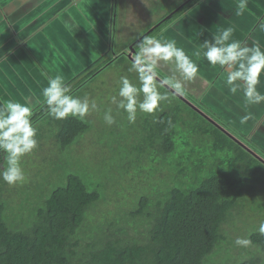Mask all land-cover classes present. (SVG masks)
<instances>
[{"label": "rangeland", "instance_id": "1", "mask_svg": "<svg viewBox=\"0 0 264 264\" xmlns=\"http://www.w3.org/2000/svg\"><path fill=\"white\" fill-rule=\"evenodd\" d=\"M180 1L184 0H117L114 47L106 52V61L112 57L111 53L115 52L113 58H116L117 52L128 51L131 45L129 43L137 42L138 36L140 38L143 33L156 28L157 24H162L158 22L159 19ZM190 2L192 0H185L178 7ZM211 3L202 0L201 4L204 5L200 7ZM212 5L214 6L213 3ZM171 25L173 23L164 25L163 29L152 36H156ZM123 47L126 49L123 50ZM128 59V57L118 59L104 70L96 71L98 72L96 76L75 92V95L81 97L88 95L96 99L100 110L91 111L83 120L76 118L82 123L83 129L70 145L62 147L57 138L62 120L46 116L34 124L38 130L36 137L38 146L22 158L26 182L8 185L0 180V201H4L8 209L7 224L12 229L24 230L27 223L37 218L36 208L43 205L42 201L47 195L64 185L69 176L75 175L89 187L90 191L98 193V200L94 203L96 206L90 211L91 215L87 216L85 225L89 229L101 228L111 222L116 225L122 218L123 211L135 207L137 199L145 195L153 199L157 193L166 191L175 174L180 176L181 166L186 168L184 183L191 184L195 182L193 174L198 171L200 167L198 165L205 166L203 168L205 172L210 170L207 168L211 167L214 159L222 160L220 165L216 166L223 172H230L232 175L230 182H235L236 186L234 190L242 193L238 199L239 203L233 207L232 216L226 215L228 218L222 224L223 228L228 229L226 245L218 252L215 248L204 261L208 264H218L234 259L220 251L226 252L231 239L245 237L250 230L258 232L259 221H264V209H260L264 207L263 168L260 172H255L257 166L254 163L249 161L248 168L246 166L248 162H239L234 148H230L227 143L228 147L216 141L212 132L214 123L207 119L206 113L193 104L188 105L185 101L187 105L182 103L170 93L169 101L162 104V111L156 115L164 113L179 120L172 129L168 127L169 135L173 134L172 138L163 140L152 130L155 120L152 115L138 112L136 122L129 123L127 114L122 110L118 111L108 99L118 90L121 75L127 74L134 82L136 81V74L128 72L131 66V60ZM172 68V65H163L161 74L163 76L168 74ZM190 88L195 89L191 90L193 94L200 91L194 84ZM109 107L112 108L116 121L112 125H107L103 119V113ZM163 133L165 134V131ZM3 167H6V162L2 152L0 170ZM246 168L253 175L252 182L249 178L248 181L244 179ZM179 180L181 181V178ZM247 257L248 255H240L236 258Z\"/></svg>", "mask_w": 264, "mask_h": 264}, {"label": "trees", "instance_id": "2", "mask_svg": "<svg viewBox=\"0 0 264 264\" xmlns=\"http://www.w3.org/2000/svg\"><path fill=\"white\" fill-rule=\"evenodd\" d=\"M195 1L182 7L178 6L183 1L177 2L166 13L173 11L161 25L148 31L138 43L132 44L135 53L145 37L158 33ZM124 57H127L125 52H119L116 58L109 57L104 63L97 61L72 88L73 94L93 79L98 73L96 71L100 72ZM185 95L186 100L223 128L222 131L219 126L211 123L216 141L234 148L238 161L248 162V168L252 162L257 166L255 172H260L261 168L264 170L262 150L200 101L186 92ZM174 97L180 99L176 95ZM180 101L186 104L184 100ZM194 113L197 114L195 111ZM46 116L43 110L35 117L34 122L37 123ZM156 117L152 130L163 140L172 138L173 134L169 135L168 127L172 129L179 120L164 113ZM169 120L172 121L171 125ZM82 129V123L75 117L62 120L57 134L62 147L70 145ZM220 162L222 160L214 159L211 167L207 168L210 170L205 172V166L198 165V171L193 174L195 182L191 184L184 183L186 168L181 166L180 176L175 174L166 191L157 193L153 199L148 195L137 199L135 207L123 211L124 214L116 225L111 222L101 228L89 229L85 225L87 216L91 215L90 211L96 206L94 203L98 200V193L90 191L75 175L69 176L64 185L55 188L46 199H42L43 205L36 208L37 218L27 223L24 230L9 227L6 222L8 209L5 202L0 201V264H208L205 263V258L215 248L218 252L226 245L228 229L223 228L222 224L228 218L226 215L232 216L233 207L239 203L242 193L234 190L236 186L235 182H230V172L218 169L216 165H220ZM250 173L246 168L244 179L248 181L249 178L252 182L253 175ZM174 181L176 183L172 184ZM253 189L252 186L251 190ZM262 221H259L258 226ZM245 237L252 244L249 247H238L234 243L236 238L231 239L226 252L220 253H226L234 259L218 264H264V234L250 230ZM240 255L248 257L236 258Z\"/></svg>", "mask_w": 264, "mask_h": 264}, {"label": "crops", "instance_id": "3", "mask_svg": "<svg viewBox=\"0 0 264 264\" xmlns=\"http://www.w3.org/2000/svg\"><path fill=\"white\" fill-rule=\"evenodd\" d=\"M201 1L193 3L170 22L171 27L154 37L176 40L177 46L199 64L198 78L185 84L186 94L264 152V103L246 106L240 94L233 96L224 87L225 73L219 66L213 68L194 55L200 43L210 40L219 28L229 26L235 27L234 39L249 44L256 41L264 48V32L257 27L258 18L264 19V0H248L242 16L235 15L239 0H207L214 6L211 3L200 7L205 4ZM116 2L27 0L21 7L16 0H0V101L32 103L35 124V117L44 110L40 105L41 88L47 84L45 73L63 75L73 88L93 64L106 61V52L114 47ZM111 55L115 56V52ZM261 81L257 87L264 92V76ZM193 84L200 90L198 97L191 92L195 91L190 88ZM247 113H251V118L241 125L240 117Z\"/></svg>", "mask_w": 264, "mask_h": 264}, {"label": "clouds", "instance_id": "4", "mask_svg": "<svg viewBox=\"0 0 264 264\" xmlns=\"http://www.w3.org/2000/svg\"><path fill=\"white\" fill-rule=\"evenodd\" d=\"M16 3L22 7L27 0H16ZM247 6L248 0H239L235 15L242 16ZM257 27L264 32V19L258 18ZM234 31V26L219 28L211 34L210 40L200 43L194 55L197 60L203 58L213 68L219 66L225 73L224 87L233 96L240 94L246 106L260 105L264 103V92L257 86L264 76V48L256 41L249 44L234 39ZM163 65L173 66L164 76L160 71ZM128 72L136 74V81L127 74L121 75L118 90L108 99L118 111L127 114L129 123H135L138 112L157 119L156 113L162 111L164 102L169 101V93L177 97L185 95V84L198 78L199 64L183 47L177 46L176 40L152 36L145 37L139 44V50L132 54ZM44 75L47 84L41 88L43 100L40 106L47 116L56 120L70 116L83 120L91 111L100 110L96 99L73 94L63 75ZM33 115L34 105L27 100L23 103L12 99L0 101V152L4 153L6 162V167L0 170V180L8 185L23 184L27 180L22 158L38 146V130L33 123ZM250 118L251 113H247L240 117L239 123L244 125ZM103 119L107 125L116 122L112 108L104 111ZM168 123L171 125L172 121ZM258 231L264 234V221ZM234 243L239 247H249L252 241L237 237Z\"/></svg>", "mask_w": 264, "mask_h": 264}, {"label": "water", "instance_id": "5", "mask_svg": "<svg viewBox=\"0 0 264 264\" xmlns=\"http://www.w3.org/2000/svg\"><path fill=\"white\" fill-rule=\"evenodd\" d=\"M172 14V13H171ZM171 14H169L167 17H169ZM166 17V18H167ZM166 18H164L163 20H166ZM162 22V21H161ZM160 22V23H161ZM159 24H157V26H158ZM151 31V30H150ZM141 38H139L137 41H139ZM133 52H135V50L133 49V46L131 45L130 47H129V50H128V52H127V54H126V56L129 58V59H131L132 57V54H134ZM96 74V73H95ZM179 96V95H178ZM179 98H181L182 100H184L188 105H190V104H192L190 101H188V100H186L187 98L185 97V96H179ZM194 105V104H193ZM207 119H211V118H209V117H207ZM211 122H213L214 124H216L212 119H211ZM217 125V124H216ZM217 126H219V125H217ZM219 128H221L222 130H223V128L221 127V126H219ZM242 146H244L246 149H248V147L246 146V145H242ZM249 150V149H248ZM257 157H259V156H257ZM259 159H260V157H259Z\"/></svg>", "mask_w": 264, "mask_h": 264}, {"label": "flooded vegetation", "instance_id": "6", "mask_svg": "<svg viewBox=\"0 0 264 264\" xmlns=\"http://www.w3.org/2000/svg\"><path fill=\"white\" fill-rule=\"evenodd\" d=\"M184 1H185V0H184ZM184 1H183V2H181V4H183V3H184ZM197 1H199V0H196V1H195V3H196ZM181 4H179V5H181ZM189 7H190V6H189ZM189 7H188V8H189ZM172 12H173V11H172ZM172 12H170V13L166 14L164 17H162L161 19H159V21H158V22H161V20H163L164 18H166V17H167L169 14H171ZM159 25H161V24H159ZM140 40H141V39H140ZM126 52H127V51H126ZM126 52H125V54H127ZM134 53H135V52H134ZM113 57H114V56H113ZM107 64H108V63H107ZM161 75H162V74H161ZM185 96H186V95H185ZM186 97H187V96H186ZM205 111H206V112H208V110H207V109H205Z\"/></svg>", "mask_w": 264, "mask_h": 264}]
</instances>
